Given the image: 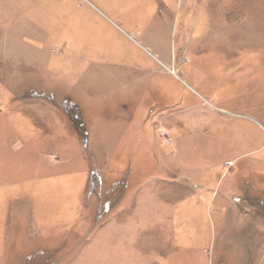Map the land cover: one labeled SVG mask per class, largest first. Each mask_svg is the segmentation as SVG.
Here are the masks:
<instances>
[{"label": "rangeland", "instance_id": "1", "mask_svg": "<svg viewBox=\"0 0 264 264\" xmlns=\"http://www.w3.org/2000/svg\"><path fill=\"white\" fill-rule=\"evenodd\" d=\"M172 4L0 0V264H264V0Z\"/></svg>", "mask_w": 264, "mask_h": 264}, {"label": "crops", "instance_id": "2", "mask_svg": "<svg viewBox=\"0 0 264 264\" xmlns=\"http://www.w3.org/2000/svg\"><path fill=\"white\" fill-rule=\"evenodd\" d=\"M173 1V6H175V5H177V1H179V0H172ZM167 146H169V145H167ZM169 147H167V149H168Z\"/></svg>", "mask_w": 264, "mask_h": 264}, {"label": "built area", "instance_id": "3", "mask_svg": "<svg viewBox=\"0 0 264 264\" xmlns=\"http://www.w3.org/2000/svg\"><path fill=\"white\" fill-rule=\"evenodd\" d=\"M157 131H158L157 133H159V127L157 128ZM165 133H166V132L163 130V134H165Z\"/></svg>", "mask_w": 264, "mask_h": 264}]
</instances>
